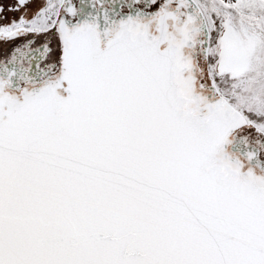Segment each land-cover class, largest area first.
Segmentation results:
<instances>
[{
  "label": "snow or ice",
  "instance_id": "snow-or-ice-1",
  "mask_svg": "<svg viewBox=\"0 0 264 264\" xmlns=\"http://www.w3.org/2000/svg\"><path fill=\"white\" fill-rule=\"evenodd\" d=\"M0 45V264H264V0H0Z\"/></svg>",
  "mask_w": 264,
  "mask_h": 264
},
{
  "label": "flooded vegetation",
  "instance_id": "flooded-vegetation-1",
  "mask_svg": "<svg viewBox=\"0 0 264 264\" xmlns=\"http://www.w3.org/2000/svg\"><path fill=\"white\" fill-rule=\"evenodd\" d=\"M6 3H10L11 0H5ZM75 3H79V0H74ZM11 15V14H10ZM12 45H0V49H6L10 52ZM56 47V44L53 43V48ZM5 60L4 52L0 51V61Z\"/></svg>",
  "mask_w": 264,
  "mask_h": 264
}]
</instances>
